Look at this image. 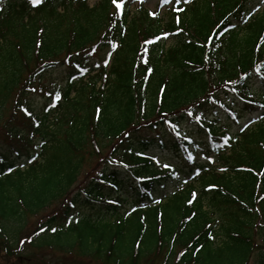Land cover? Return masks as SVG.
<instances>
[{
	"label": "trees",
	"instance_id": "trees-1",
	"mask_svg": "<svg viewBox=\"0 0 264 264\" xmlns=\"http://www.w3.org/2000/svg\"><path fill=\"white\" fill-rule=\"evenodd\" d=\"M145 2L0 5V242L18 257L31 228L38 264H264V0Z\"/></svg>",
	"mask_w": 264,
	"mask_h": 264
},
{
	"label": "rangeland",
	"instance_id": "rangeland-1",
	"mask_svg": "<svg viewBox=\"0 0 264 264\" xmlns=\"http://www.w3.org/2000/svg\"><path fill=\"white\" fill-rule=\"evenodd\" d=\"M9 0H3V3H0V5H7ZM97 1L99 0H88L89 5H93L95 4ZM159 3L160 4V9L164 10L166 7H170L172 4L169 5H164L163 4V0H146L145 2V6L150 9L153 10L155 9V5ZM183 2H181L182 4ZM174 4H175V0H174ZM185 4V3H183ZM56 80L59 83H63L62 81V77H56ZM48 96H46L45 93H39L36 96H34L33 100L34 103L37 104V106L40 108L42 107L46 102H48ZM54 99V97L52 98ZM52 101V100H51ZM52 103V102H51ZM259 112L260 110H258V107L256 106V108H254L253 110H249L247 112H244L241 116H239L236 120L229 118L226 114H222V117L220 118V120L218 121L220 123V125H223L224 127L227 128V130H229V132H237L239 130H241L242 128H246L249 125L253 124L255 121H259V119H261V117H259ZM206 133H199L197 132V140L195 141L197 146H198V150L200 152L203 151L206 143H208V139H206ZM155 152H157L159 154V156L161 158L165 157V161L168 162H175L174 157H172V155H170L169 153L165 152V151H161L159 149H155ZM101 155H103L102 153H99ZM101 155H99L101 157ZM198 155V163L200 164H205L206 161H211L214 159V155L211 154L209 156H204L201 155L199 153H197ZM98 156V157H99ZM205 157H210L211 159H205ZM100 158H98V161ZM214 161V160H213ZM214 164H216V161L212 162ZM89 169V168H88ZM88 169L86 171H88ZM200 168L198 166H196L190 175L188 176H184V174L186 173H182V177L184 178H189L193 180V177L196 176V172H199ZM85 174V171L83 172ZM187 175V174H186ZM75 189V187H73L72 189H69L66 192V196L71 194L73 192V190ZM59 201H57L56 203H54L49 209L54 208V206L56 204H58ZM47 209V210H49ZM91 213V216L96 217L99 213V216L102 215V212H100L98 209H94ZM32 229L29 227H26L23 231H21L20 233V238H23V244H21V246H16L15 249L13 250V252L18 253V257H13L11 254H7L6 251L4 250V246L3 244L0 242V264H38V260L39 259H44V260H49L48 256L50 253V250L45 246V247H40V248H35V247H31L28 246L26 243V239L28 237V234L30 233ZM34 238V237H33ZM29 241V240H28ZM30 257H28L29 259L26 260V255H29Z\"/></svg>",
	"mask_w": 264,
	"mask_h": 264
},
{
	"label": "snow or ice",
	"instance_id": "snow-or-ice-1",
	"mask_svg": "<svg viewBox=\"0 0 264 264\" xmlns=\"http://www.w3.org/2000/svg\"><path fill=\"white\" fill-rule=\"evenodd\" d=\"M29 2H30L33 6H39V5H41L42 3H44V0H29ZM141 2H143V0H141ZM175 2H176L177 4H179V3H181V2H183V3L186 4V3H190L191 0H175ZM0 3H3V0H0ZM112 3L116 5V8H117V9H122V8H123V5H124V0H121L120 3H117L116 0H112ZM172 3H173V0H163V4H164V5H169V4H172ZM178 10H179V11H184L183 8H180V9H178ZM151 15H153V16H157V15H159V13H151ZM232 27H236V25L233 24ZM225 31H227V28H225ZM219 34H220V35H223L224 32H221V33H219ZM162 35H163V38L166 39V38L168 37L169 34H168V33H164V34H162ZM155 39H156V40H160V39H161V36H157ZM209 39H212V38L209 37ZM146 43H153V41L149 40V41H146ZM113 47L115 48V45H113ZM93 51H95V49H93ZM107 64H108V60H105V61H104V66H107ZM99 66H100V65H97V67H99ZM77 67H79V65H77ZM81 71H86V69H81ZM31 91L35 93V92L37 91V89H36V88H32ZM49 95H52V93H49ZM55 99H56L57 101H59V100L61 99V95H60V93H55ZM54 106H55V105H53V107H54ZM261 107H264V105H262ZM22 111H23L27 116H29V117L33 116V113H32L31 111H29V109H28L27 107H23V108H22ZM166 115H167V114H165V116H166ZM188 115L191 116L192 113L189 112ZM169 123L171 124V126H172V128H173L174 130L177 129V125H176V124L172 123L171 121H169ZM36 127H39V124H37ZM241 130H243V128H242ZM177 134H179V133H177ZM225 143H227V140L225 141ZM37 147H40V145L38 144ZM16 155L19 156L20 153H16ZM35 158H36V157H33L32 159H35ZM154 159H156V162H157V163L160 162L159 159H157V158H155V157H154ZM188 159H189V160H195V157L189 155ZM205 159H211V158H210V157H205ZM2 160H3V157H0V162H2ZM29 162H31V161H29ZM164 167H165V168H171L172 165H171V164H164ZM221 171H225V169H221ZM196 174L199 175V172L197 171ZM176 178H177V179L180 178V177H179V174L176 175ZM183 183L187 184L188 181H187V180H184ZM210 187H212V186H210ZM196 195H197V194H196L195 192H193V193L191 194L192 198L189 199V200L187 201V203H188V204H192L193 201H194L195 198H196ZM113 203H115V202H113ZM157 203H159V201H157ZM133 211H135V209H133ZM194 215H195V214L193 213V216H194ZM189 219H191V217H189ZM41 231H44V229L41 228ZM52 231H56V229H52ZM210 238H213V239H214V237H211V236H210ZM197 251H198V250H197ZM193 254L195 255V252H194ZM183 255H184V252H181V253H180V256H183Z\"/></svg>",
	"mask_w": 264,
	"mask_h": 264
}]
</instances>
